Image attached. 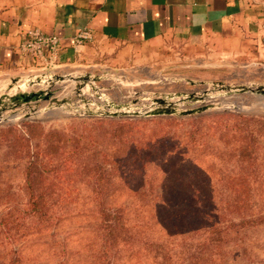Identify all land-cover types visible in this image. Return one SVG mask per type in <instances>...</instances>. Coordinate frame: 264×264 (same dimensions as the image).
I'll list each match as a JSON object with an SVG mask.
<instances>
[{"label": "rangeland", "instance_id": "rangeland-1", "mask_svg": "<svg viewBox=\"0 0 264 264\" xmlns=\"http://www.w3.org/2000/svg\"><path fill=\"white\" fill-rule=\"evenodd\" d=\"M178 49V55L163 49L155 59L148 57L153 48L144 47L147 59L132 62L98 47L71 63L0 77V264H103L105 258L113 264H264V76L245 64L195 61ZM221 85L254 90L229 95ZM41 91L50 92L47 99H10ZM156 99L177 110L210 107L144 115L165 106ZM112 111L127 113L103 114ZM130 143L142 149V162L128 158ZM183 156L212 180L209 187L205 178H190L202 207L217 206L199 230L191 229L198 226L194 218L180 217L168 235L147 223L149 212L137 205L158 200L179 181ZM101 171L107 176L97 181ZM40 192L47 220L29 216L27 205ZM100 204L127 207L126 218L139 214L127 242L111 237L106 253Z\"/></svg>", "mask_w": 264, "mask_h": 264}, {"label": "crops", "instance_id": "crops-1", "mask_svg": "<svg viewBox=\"0 0 264 264\" xmlns=\"http://www.w3.org/2000/svg\"><path fill=\"white\" fill-rule=\"evenodd\" d=\"M35 28L60 37L59 64L98 47L115 60L139 62L147 59L144 47L159 59L163 49L178 55L182 46L186 58L245 64L264 76V0H0V77L38 69L19 51ZM82 29L92 38L73 45Z\"/></svg>", "mask_w": 264, "mask_h": 264}, {"label": "trees", "instance_id": "trees-1", "mask_svg": "<svg viewBox=\"0 0 264 264\" xmlns=\"http://www.w3.org/2000/svg\"><path fill=\"white\" fill-rule=\"evenodd\" d=\"M236 116L238 118H243V115L240 114ZM127 148V155H129V159H135L136 161L142 162L143 157L141 156L143 151L140 147L136 146L134 143H130ZM168 154L171 153L168 151L166 153V157ZM120 161L121 160L119 157L111 159V162L114 165L119 164ZM179 166L181 170L177 173L178 176L176 175L177 177L174 182H177L178 179L179 181L175 185L171 184L166 190V192L157 198L158 200H155L150 203H143L137 205V207L141 210L143 209V211L147 210V212H149L150 219L147 223H150L151 226L155 227V229L157 228L159 231L165 232L168 235L171 234L172 228H174L173 225H175V223L180 217L185 218V220L187 221H190L188 219L194 218L195 222L198 223V226L195 225L191 227V229L199 230L201 228L200 224L202 222V219H204L205 216L212 215L213 210H216L217 206L215 203H212L208 210L203 208V205L200 201L202 194L200 192L199 185H197L196 181L190 180L191 177L199 178L200 180H202V178H205L206 181L204 179L203 180L208 183L209 187H213L212 180H208V172L203 167H201V165L196 160L187 159L184 156L181 157ZM193 169L197 170L194 171ZM132 173H136V170ZM106 176L107 175L104 174V171H101L97 173L95 177L97 181H101V179H105ZM116 176L120 182H122V180H125L124 173L121 170L116 173ZM221 181H223V179L219 178L218 183L221 184ZM98 189V193H101L102 188ZM41 193L42 192L38 194V198L36 200H31L30 203H28L27 207L29 208V216L37 217L40 220H47V217L45 218V216H48L49 208L45 204L41 203L39 199L42 195ZM176 196L181 197L178 202L175 201V198H173ZM126 211H128V208L123 206L113 205L109 207L105 204L99 205V208L97 209L96 213L98 214L101 220V227L104 232V239H102V244H100L103 247V253H106L108 245L107 240L109 241L111 237H114L115 239L121 237L120 242L125 243L127 242L128 237L131 236L132 229L135 227H139L138 225L140 223L136 225V222L138 221L137 216L139 214L136 215L134 218H126L124 217V212ZM137 211L138 210L136 209L135 212ZM131 222L134 223L128 226L129 223L131 224ZM144 223L145 222H142L141 226H144ZM191 229L183 228L182 230L184 231ZM10 264H12V260H10ZM103 264H113V261L109 263L108 259L105 258Z\"/></svg>", "mask_w": 264, "mask_h": 264}, {"label": "built area", "instance_id": "built-area-1", "mask_svg": "<svg viewBox=\"0 0 264 264\" xmlns=\"http://www.w3.org/2000/svg\"><path fill=\"white\" fill-rule=\"evenodd\" d=\"M91 38V32L82 29L71 38V42L73 45H80ZM60 47V37L35 28L27 32V36L19 44V51L32 57L38 62L37 66L43 70L57 64Z\"/></svg>", "mask_w": 264, "mask_h": 264}, {"label": "water", "instance_id": "water-1", "mask_svg": "<svg viewBox=\"0 0 264 264\" xmlns=\"http://www.w3.org/2000/svg\"><path fill=\"white\" fill-rule=\"evenodd\" d=\"M221 90H224L226 92V94H241V93H247V92H251L254 89L244 86V85H238V86H228V85H221L219 87ZM50 92L46 91L45 93L41 92H29V93H22L19 94L16 97H12L10 98L11 101H17L18 99H21L23 102L28 103L31 101H37L39 98L42 99H47L49 96ZM206 94V93H205ZM202 96H194V95H189V100H202ZM3 101L0 100V104ZM155 102H157L158 104H165V106L163 107H155L153 109H149L146 110L143 114L148 116V115H171V114H177V115H190V114H195V113H199L202 112L206 109H208L210 107L209 104H202L200 106L197 107H193V108H189V109H184V110H177L175 105H171L170 103H167L166 100L164 99H156ZM124 105H114V107L116 108H120ZM5 106H1V109H4ZM92 115H95L97 113L95 112H89ZM127 112H119V111H112V112H104L103 114L106 115H110V116H115V115H120V114H126ZM139 112H133L132 114L136 115ZM12 116V115H11Z\"/></svg>", "mask_w": 264, "mask_h": 264}]
</instances>
